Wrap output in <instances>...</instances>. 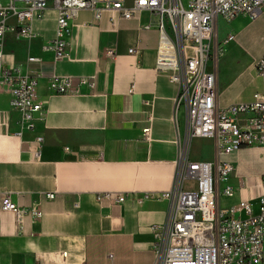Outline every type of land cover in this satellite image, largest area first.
<instances>
[{
    "label": "crops",
    "instance_id": "1",
    "mask_svg": "<svg viewBox=\"0 0 264 264\" xmlns=\"http://www.w3.org/2000/svg\"><path fill=\"white\" fill-rule=\"evenodd\" d=\"M57 17L51 6L33 23V40L12 32L6 37L8 66L40 75L43 110L35 128L27 129L9 92L0 88V192L23 207L40 202L43 215L27 217L22 230L14 214L1 215L0 264H152V228L165 221L168 202L146 193L174 185L185 127L183 111L176 112L179 84L160 79L156 70L159 17L143 11L126 20L107 10L96 20L82 10L71 24L68 56L56 60L44 46L55 35ZM148 24L152 29L145 30ZM229 35L234 38L208 66L217 72L222 107L250 102L262 89L256 65L264 55V10L255 19L220 18V39ZM134 47L137 55L129 53ZM30 56L41 64L28 66ZM53 74L89 78L95 85L58 94L50 85ZM39 136L44 143L38 154ZM198 140L210 146L203 155L192 153ZM191 155L213 159V140L194 139ZM228 159L235 166L229 180L235 194L221 204L257 205L264 191V147L242 148ZM49 192L54 199L46 198ZM101 193L126 199H98Z\"/></svg>",
    "mask_w": 264,
    "mask_h": 264
},
{
    "label": "built area",
    "instance_id": "2",
    "mask_svg": "<svg viewBox=\"0 0 264 264\" xmlns=\"http://www.w3.org/2000/svg\"><path fill=\"white\" fill-rule=\"evenodd\" d=\"M51 6L57 11V26L44 50L53 52L56 60L68 56L71 24L82 10L93 12L96 20L107 10L118 11L126 20L139 18L143 11L159 17L156 70L160 79L179 84L176 112L183 111L185 127L179 138L174 185L161 194L146 193L168 202L165 221L152 228V264H264V191L257 205L248 200L229 206L220 202L235 194L229 181L235 166L228 157L242 148L264 147V55L256 65L262 89L252 101L227 107L218 104L217 72L208 67L234 38L220 39V18L227 22L239 15L255 19L264 10V0H0V88L9 92L27 129L35 128L43 110L37 93L40 75L8 66L6 37L12 32L19 39H35L33 23ZM138 52L137 47L129 49L131 54ZM41 62L40 57L30 56L27 65ZM49 81L58 94L95 85L89 78L77 81L57 74ZM197 138L213 140V159L192 158L191 145ZM35 143L39 154L44 137H37ZM46 198L54 199L55 193H46ZM97 198L123 203L126 196L101 193ZM3 213L14 214L21 230L27 217L34 221L43 215L40 202L23 207L11 193L0 192V230Z\"/></svg>",
    "mask_w": 264,
    "mask_h": 264
},
{
    "label": "rangeland",
    "instance_id": "3",
    "mask_svg": "<svg viewBox=\"0 0 264 264\" xmlns=\"http://www.w3.org/2000/svg\"><path fill=\"white\" fill-rule=\"evenodd\" d=\"M210 146L207 143V140H198L196 145L192 148V153L197 155H203L209 151Z\"/></svg>",
    "mask_w": 264,
    "mask_h": 264
}]
</instances>
